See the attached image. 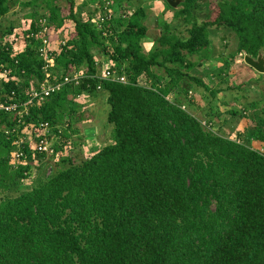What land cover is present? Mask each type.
<instances>
[{
    "label": "trees",
    "instance_id": "16d2710c",
    "mask_svg": "<svg viewBox=\"0 0 264 264\" xmlns=\"http://www.w3.org/2000/svg\"><path fill=\"white\" fill-rule=\"evenodd\" d=\"M114 1L100 0L86 19L77 0H0V106L22 105L0 109V264H264V117L240 140L189 108L194 86L214 97L221 91L192 73L222 58L212 28L237 35L230 64L264 54V0H216L213 17L201 23L192 9L202 0H183L176 16L192 24L187 38L163 18L160 30L149 28L142 6L113 14ZM17 6L31 9L19 29L1 20ZM154 34L146 51L144 39ZM105 60L124 81L102 77ZM72 72L84 74L79 84L25 110L34 91ZM224 73L217 77L227 80ZM101 90L109 93L111 140L81 159L76 145L81 150L87 117L72 101ZM245 105L231 114L260 108ZM44 137L52 154L38 149ZM34 171L32 190L3 195Z\"/></svg>",
    "mask_w": 264,
    "mask_h": 264
},
{
    "label": "rangeland",
    "instance_id": "374dc122",
    "mask_svg": "<svg viewBox=\"0 0 264 264\" xmlns=\"http://www.w3.org/2000/svg\"><path fill=\"white\" fill-rule=\"evenodd\" d=\"M79 1V5L81 7H84L81 9V14L83 15L84 18H89L92 17L91 15L94 14L93 17H95L96 15V10L98 7L99 9V1L97 0L96 3L93 4V6L87 4L88 0H78ZM213 3H210L209 0H202L200 2H198V4L193 7L192 9V14L193 16H195V21L198 23H201L203 21H205L206 19L213 17L212 15V7L213 5H217L218 2L216 0H213ZM58 3L61 5H67L68 4V0H58ZM210 3V5H209ZM112 4L114 5L113 9H116L118 12L115 11V13L113 14H117L120 15L123 12L127 13V12H134V10H136V8L141 7V5L146 4L148 7L147 8V18L144 20L145 24H147L149 26V28L152 29H157L160 30V25H159V20L161 18L166 19L167 23H169L171 30L173 31L174 34L178 35L181 38H187L190 33H189V28L192 26V24L188 23L186 21V18H184L183 16H176L177 12L183 8V6H179L178 8H170L167 5L166 0H117L114 1V3L112 2ZM106 5V3H105ZM30 8L27 9H23L19 6L15 7V9H13V11L8 15V17L3 18L1 20H6L7 22H11L12 25H14L15 27H18L17 29H19L20 26H22V24L24 22H26V20L28 19V15L30 14ZM102 10V9H101ZM103 11H106L103 9ZM113 11V10H112ZM96 12V13H95ZM91 13V14H90ZM81 15V16H82ZM27 18V19H26ZM20 31H16L17 34H19ZM159 32V31H158ZM157 32V33H158ZM156 33V34H157ZM24 34V33H23ZM154 34L151 39L153 41L154 37H156L157 35ZM21 35V34H19ZM62 39L64 34H61ZM211 36H212V41H213V46H214V51H215V57H219L222 56L223 58V68H224V75L223 78H227V80L225 79H220L221 81L223 80V82L221 84H219L220 89L223 90H228L229 88H232V90H230V96L227 97V101H224V104H227L226 107L232 109L233 106H236V104H238V102L244 103L246 104V109L250 106L253 105V103H260V108H256V109H250L251 111H255V114H260L258 116V119L261 121H263V117H264V73L257 74V71H254L252 68H250L249 65H247L242 59L237 60L236 62H234L233 64L229 63L228 61L230 60L229 57H231V55L233 54V52H235L237 50L238 47V37L235 34V32L225 28V27H214L211 30ZM9 38V37H8ZM151 39H144V47L146 49V51H150L153 46L154 43H152ZM24 42H26L25 40H23V37L18 41V43L20 44V46L24 45ZM60 44V43H59ZM96 55L97 58L100 59H104L103 57V53H101L100 51H98L96 49ZM224 53V55H223ZM221 58V59H222ZM192 59H197L196 57H193ZM220 59V61L222 62V60ZM227 59V60H225ZM218 62V61H217ZM111 62L109 60H105L103 62H101V72L104 73L105 71H108V69L111 66ZM261 75V78L259 79V81H255L252 82L251 76L252 75ZM263 76V77H262ZM3 79L0 78V90H2V81ZM256 80V79H254ZM234 85H237V87H239V89L236 87H232ZM241 89V90H240ZM246 98V99H245ZM81 99L78 97L77 101H72L73 104H75V107H77L80 110V113L82 114V117L86 118L89 116V109L85 110V106L87 104H82ZM85 105V106H84ZM229 105V106H228ZM244 106V107H245ZM87 107V106H86ZM225 107V109H226ZM84 108V110H83ZM106 108L108 112L111 107L110 104L107 102L106 103ZM263 108V111L261 110ZM88 111V112H87ZM263 112V113H262ZM262 113V114H261ZM104 114V111H103ZM91 115V114H90ZM246 115V114H245ZM106 117V115H105ZM106 119V118H105ZM258 124V123H256ZM82 127V125H81ZM216 128H220L221 125L218 124V126H215ZM107 135H111L112 132V126L108 127L105 129ZM217 131V130H216ZM76 141V140H75ZM74 142V141H73ZM76 145V143H75ZM76 149L78 150L77 152L79 153V151H81L79 149V145H76ZM76 151V150H75ZM262 151H264V149L262 148ZM58 158V157H57ZM56 158V159H57ZM83 157H81L82 159ZM50 166L47 167L50 169L51 165H53V167L55 168V171L57 172L59 165L55 166V163L53 160L49 161ZM54 172V171H52ZM51 172V173H52ZM36 171H34L32 177L28 180H22L19 179L12 187L11 190H9L8 192H4L3 195L4 196H10V197H16L19 196L23 193L29 192L30 190L33 189V178L36 177L37 175H35ZM38 173V172H37ZM36 173V174H37ZM43 175H49V172L47 170L46 174ZM47 179V178H44Z\"/></svg>",
    "mask_w": 264,
    "mask_h": 264
},
{
    "label": "crops",
    "instance_id": "0c3cea01",
    "mask_svg": "<svg viewBox=\"0 0 264 264\" xmlns=\"http://www.w3.org/2000/svg\"><path fill=\"white\" fill-rule=\"evenodd\" d=\"M22 1L26 2L30 0ZM77 2L79 3L78 0ZM90 5L93 6L92 3H90ZM141 6L146 9L150 8L146 4ZM114 10L118 12L116 9ZM152 36L150 35L148 38L151 39ZM156 38L157 36L154 37L153 41L151 39L152 43H155ZM223 65V62L219 60H213L210 62H205L193 70L192 73L199 78H202L212 89H219L221 91H218L214 97L210 91L198 86H194L191 91V97H193L192 104L189 108L199 119L204 122V124L210 123L214 130H217L218 133L231 137L232 139L241 140L242 138L246 137L249 128L255 126L256 123H258L259 115L255 114V111H251V109L246 113L245 116H233L231 114V109L226 107L227 104L223 103L224 101L228 100L227 97L230 96L229 92L232 90V88H229L228 90L220 89L221 86H219V84H221V80L219 77H217V74ZM258 73L259 72H257V74ZM260 74L258 76L252 75L251 77L256 80L251 79V81H259L261 78ZM171 97H176V94L172 95ZM79 98L81 99L80 102L82 104H87V107L84 105L85 110L89 109V112L87 111L89 116L82 124L83 133L80 136L82 141V150L79 152V154H81L80 157L88 158L99 152V150H101L106 144L110 143L111 140V135H107L105 131L106 128L111 127V124L108 122V115L111 109L105 113V111H107L106 103L108 102L109 93L105 90H101L95 95L84 94ZM218 124L221 125L220 128L215 127L218 126ZM78 138L79 137H76L74 139L77 140Z\"/></svg>",
    "mask_w": 264,
    "mask_h": 264
},
{
    "label": "built area",
    "instance_id": "2783aa9c",
    "mask_svg": "<svg viewBox=\"0 0 264 264\" xmlns=\"http://www.w3.org/2000/svg\"><path fill=\"white\" fill-rule=\"evenodd\" d=\"M45 31H47V29ZM48 44H49V39H45L44 45L41 48V53L45 57V59H46V61L48 63L47 64V68L50 67V63L52 61V58H51V56L48 55V50L46 49V46ZM83 75H84L83 73L72 72L70 74L68 73L67 75H63L61 77L60 83H58V84H53L50 81H47L44 84V86L42 87L41 90H37V91L33 92L30 100L27 103L23 104V107H25V110H28L29 107H31L35 103L45 102L48 97H50L55 91L59 90L60 88H62L66 84H70V83L79 84V82H80L81 78L83 77ZM102 77L103 78H108V79L112 78L113 80H123L124 81V78H122V79L115 78L113 76L112 72L109 71V69H108V71H105L102 74ZM21 106L22 105H18V104H11V105L2 104L0 106V109H5L7 111H15ZM46 130H47L48 133H50L52 131V129L50 127H48V125H46ZM38 149H39L40 152H46L47 154H52L54 152L53 151V147H52V142L46 137L41 139V141L38 144ZM22 156H23V153L18 152V153H16L15 159L19 160V159H21Z\"/></svg>",
    "mask_w": 264,
    "mask_h": 264
},
{
    "label": "water",
    "instance_id": "95a60500",
    "mask_svg": "<svg viewBox=\"0 0 264 264\" xmlns=\"http://www.w3.org/2000/svg\"><path fill=\"white\" fill-rule=\"evenodd\" d=\"M173 8H178L183 0H166ZM245 62L250 67L255 69L259 73H264V54H260L258 58H254L250 55L245 56Z\"/></svg>",
    "mask_w": 264,
    "mask_h": 264
}]
</instances>
